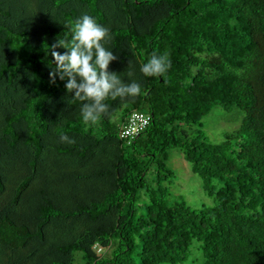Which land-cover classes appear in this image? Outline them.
Returning <instances> with one entry per match:
<instances>
[{
  "label": "trees",
  "instance_id": "obj_1",
  "mask_svg": "<svg viewBox=\"0 0 264 264\" xmlns=\"http://www.w3.org/2000/svg\"><path fill=\"white\" fill-rule=\"evenodd\" d=\"M84 15L110 30V71L142 85L95 125L46 52ZM215 106L243 114L221 143ZM134 110L152 121L129 143ZM171 149L211 206L174 199ZM195 243L203 264H264V0H0V264H186Z\"/></svg>",
  "mask_w": 264,
  "mask_h": 264
},
{
  "label": "clouds",
  "instance_id": "obj_2",
  "mask_svg": "<svg viewBox=\"0 0 264 264\" xmlns=\"http://www.w3.org/2000/svg\"><path fill=\"white\" fill-rule=\"evenodd\" d=\"M110 30L90 15L78 19L72 27L71 45L60 39L50 45L46 52L54 58L55 65L50 73L52 82L57 76L67 79V92L73 98L84 101L80 106V116L85 124L95 125L109 114V97L127 99L142 94V85L133 79V73L110 71V65L117 59L113 48L106 46ZM64 48L63 53L58 49ZM170 54L153 55L140 67L145 77L158 76L171 68ZM64 139H67L66 137Z\"/></svg>",
  "mask_w": 264,
  "mask_h": 264
},
{
  "label": "rangeland",
  "instance_id": "obj_3",
  "mask_svg": "<svg viewBox=\"0 0 264 264\" xmlns=\"http://www.w3.org/2000/svg\"><path fill=\"white\" fill-rule=\"evenodd\" d=\"M242 119L243 114L238 110L228 112L222 106H215L202 122L209 139L221 143L227 133L241 125ZM168 158V165L176 173L175 181L170 185L174 199H184L195 208L211 206L213 199L206 195L201 178L192 171L191 163L186 160L184 153L180 149H171L168 151ZM186 264H203L198 243L193 245Z\"/></svg>",
  "mask_w": 264,
  "mask_h": 264
},
{
  "label": "built area",
  "instance_id": "obj_4",
  "mask_svg": "<svg viewBox=\"0 0 264 264\" xmlns=\"http://www.w3.org/2000/svg\"><path fill=\"white\" fill-rule=\"evenodd\" d=\"M151 121L152 116L150 113L140 110L132 111L120 127V138L130 143L150 126ZM98 251L101 252L102 248L98 247Z\"/></svg>",
  "mask_w": 264,
  "mask_h": 264
}]
</instances>
